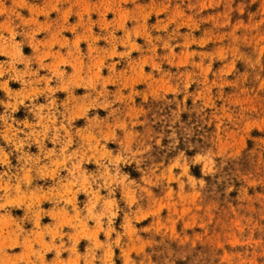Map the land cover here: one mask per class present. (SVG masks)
Instances as JSON below:
<instances>
[{
  "label": "rangeland",
  "instance_id": "rangeland-1",
  "mask_svg": "<svg viewBox=\"0 0 264 264\" xmlns=\"http://www.w3.org/2000/svg\"><path fill=\"white\" fill-rule=\"evenodd\" d=\"M0 264H264V0H0Z\"/></svg>",
  "mask_w": 264,
  "mask_h": 264
}]
</instances>
